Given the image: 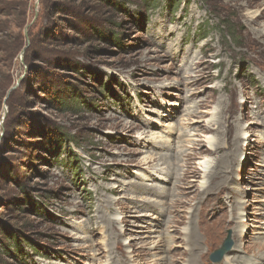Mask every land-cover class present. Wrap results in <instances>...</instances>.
Wrapping results in <instances>:
<instances>
[{
  "label": "rangeland",
  "instance_id": "obj_1",
  "mask_svg": "<svg viewBox=\"0 0 264 264\" xmlns=\"http://www.w3.org/2000/svg\"><path fill=\"white\" fill-rule=\"evenodd\" d=\"M176 1L0 0V264L264 262V0Z\"/></svg>",
  "mask_w": 264,
  "mask_h": 264
},
{
  "label": "trees",
  "instance_id": "obj_2",
  "mask_svg": "<svg viewBox=\"0 0 264 264\" xmlns=\"http://www.w3.org/2000/svg\"><path fill=\"white\" fill-rule=\"evenodd\" d=\"M176 3H179L178 0L176 1ZM21 9H22L21 4L15 5L14 3L12 4L11 2L10 3H8V2H1L0 3V35L2 36V38H5V40H6L3 42L0 41V53H3L4 55H9V53L12 50V45L8 46V42H7L8 37L5 36V27L3 26L2 18L6 19L9 17H12L13 22H14L13 24L15 25V27H20L21 24H23V20H22L21 16L24 15L22 13ZM231 34L233 35V33H231ZM19 36L22 39V36L21 35H19ZM50 134L48 136L49 138L51 137L49 145L52 148L51 150L54 153V157L59 158L61 156L64 148L65 149L67 148V151H68L67 154L69 155V159L73 161L75 156L68 149L70 148V146H72L74 144H75L74 146H79L80 143L76 139L68 138L64 135H61L60 133H58V134L54 133L53 136ZM9 234H10L9 240L14 242L13 245H16L17 238H16L15 234L11 233V232Z\"/></svg>",
  "mask_w": 264,
  "mask_h": 264
},
{
  "label": "bare ground",
  "instance_id": "obj_3",
  "mask_svg": "<svg viewBox=\"0 0 264 264\" xmlns=\"http://www.w3.org/2000/svg\"><path fill=\"white\" fill-rule=\"evenodd\" d=\"M218 128H217V130H219V132H220V129H221V126H220V121L218 120V122L215 124ZM225 134L227 133V131H225L224 132ZM223 134V133H222ZM225 137H226V135H225ZM237 137L238 138H240V134H237ZM219 143V142H218ZM217 144V143H216ZM182 147V146H181ZM219 147V145L217 144L216 146H214L213 145V148L211 149V150H216V149H219L218 148ZM175 148H177V147H175ZM177 150V149H176ZM179 150V149H178ZM230 150H231V148H230ZM178 152V151H177ZM178 156H182V154L180 153V155H178ZM174 158H175V156H174ZM207 164V163H206ZM209 164V163H208ZM204 165V163L203 164H201V166H202V169H203V171H204V173H205V171H207L208 170V167H205V166H203ZM157 172H161L159 169H157ZM210 175V174H209ZM165 178H167L168 180L169 179H171L172 177H171V174H170V171H166V173H165ZM206 184V182L205 183H202L201 185H205ZM202 187V186H201ZM138 191H146L147 189L146 188H143L142 187V190L140 189V187H138V189H137ZM155 194H157L158 196H161V195H163V194H165L166 196H168L169 195V192L168 191H166V190H164V189H162V190H156V193ZM150 206H152L151 204H150ZM192 214H194V211L193 212H191V216L189 217V218H191L192 217ZM191 221L189 220V223H190ZM192 224V223H191ZM194 226V225H193ZM241 230H238V231H236V237H238L239 235H241ZM173 235H174V233H173ZM175 237V236H174ZM235 237V238H236ZM164 238H165V236H164ZM197 239V238H196ZM237 240H238V238H237ZM257 249L259 250V251H262L263 250V253H264V242H262V243H260V244H258L257 245ZM166 249H162L161 250V252H164ZM166 253V252H165ZM234 256H236V257H241V256H239V255H235V253H234ZM261 257H264V255H262ZM229 259L230 258H228V255L224 258V263L225 264H231V261H229ZM239 259H241L242 261H239V262H237V264H240V263H242L243 262V259H244V257H242V258H239ZM255 260H257V259H254V260H245V264H258V263H254L255 262ZM164 262L165 261H163V264H164ZM258 262H260V261H258ZM261 264H264V262L262 263V262H260ZM233 264H236V263H233Z\"/></svg>",
  "mask_w": 264,
  "mask_h": 264
},
{
  "label": "water",
  "instance_id": "obj_4",
  "mask_svg": "<svg viewBox=\"0 0 264 264\" xmlns=\"http://www.w3.org/2000/svg\"><path fill=\"white\" fill-rule=\"evenodd\" d=\"M231 247L230 241H229V237L227 239H225V241L223 242L222 247L215 251L211 256H210V261L214 264H217L221 261L222 256L229 251Z\"/></svg>",
  "mask_w": 264,
  "mask_h": 264
}]
</instances>
